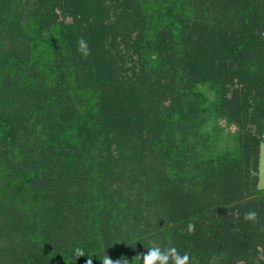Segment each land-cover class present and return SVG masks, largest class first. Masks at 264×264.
<instances>
[{
  "label": "trees",
  "instance_id": "trees-1",
  "mask_svg": "<svg viewBox=\"0 0 264 264\" xmlns=\"http://www.w3.org/2000/svg\"><path fill=\"white\" fill-rule=\"evenodd\" d=\"M263 136L264 0H0V264H264Z\"/></svg>",
  "mask_w": 264,
  "mask_h": 264
},
{
  "label": "clouds",
  "instance_id": "clouds-1",
  "mask_svg": "<svg viewBox=\"0 0 264 264\" xmlns=\"http://www.w3.org/2000/svg\"><path fill=\"white\" fill-rule=\"evenodd\" d=\"M77 51L81 54L82 58H87L91 55V49L87 46V41L83 37H79L77 40ZM244 219L247 221L258 222V214L255 211H249L245 214ZM189 233L195 230V225L189 223L187 225ZM183 231V229L181 230ZM77 257H83L85 253L83 250L77 248L75 250ZM142 257L143 264H190L189 254L186 252L181 255L175 247L169 246L165 249H161L159 246L150 248L146 253L138 255ZM86 264H92L91 258H89ZM102 264H114L113 260L108 256H104ZM115 264H120V260L115 261ZM123 264H128V261L124 259Z\"/></svg>",
  "mask_w": 264,
  "mask_h": 264
},
{
  "label": "rangeland",
  "instance_id": "rangeland-1",
  "mask_svg": "<svg viewBox=\"0 0 264 264\" xmlns=\"http://www.w3.org/2000/svg\"><path fill=\"white\" fill-rule=\"evenodd\" d=\"M16 3L17 2H15L14 4L16 5ZM218 124H219V127H220V129L222 130V132L223 133H226V132H234L235 131V129H236V127L235 126H233V125H230V126H227L226 125V123H225V121L224 120H219V122H218ZM4 145V144H3ZM5 146H6V144H5ZM4 147V146H3ZM32 151H27V155L28 156H30V155H32V153H31ZM2 157H0V159H1ZM25 160H27L28 161V158H25ZM52 176L54 175V173H52L51 174ZM47 176L48 177H50V174H49V172H47ZM258 188H260V189H264V136H263V140H262V142L260 143V146H259V164H258ZM247 199V197H244L243 199V204L244 205H246L247 203V201H246V199ZM65 206L64 205H62V208H64ZM4 215V214H3ZM82 215L80 214V216H78L77 214H74V212L73 213H70V212H65V220H66V223H67V226H66V235H68L69 237H70V239H72V238H76L77 239V233L76 232H74V225H75V222H77L76 220L77 219H79V221L81 222V223H83V222H85L86 223V221L88 222V220L86 219V220H83V218L81 217ZM3 218V216L0 214V218ZM84 217V216H83ZM2 218H1V220H2ZM1 222V221H0ZM157 226H159V224H157ZM163 226V225H162ZM1 227V226H0ZM1 229V228H0ZM81 230V229H80ZM147 233H151V232H149V231H143L142 232V234H147ZM152 234V233H151ZM154 235H159V237H161L162 235H161V233H153ZM14 235H16V236H18L19 237V240H20V237H21V235L20 234H18L17 232L14 234ZM144 237H142V235L141 236H139V237H137V240H140L141 239V237L142 238H146V235H143ZM80 237H82V235L81 236H79V239H80ZM152 238V237H151ZM16 238H14L13 237V240H12V247L14 248V249H16V253H18L19 254V256L20 257H24V255H23V252H21V250H23V244L21 243V242H19V243H17V241L15 240ZM22 240V239H21ZM112 241V240H111ZM149 244L150 245H152V246H155L156 247V245L153 243V241L151 240L150 242H149ZM6 247V246H5ZM4 248V245H3V241H1L0 240V249H3ZM117 251V250H116ZM14 253V252H13ZM6 255V254H5ZM3 258L4 259V256L2 255V253H1V250H0V258ZM8 259H6V260H3V262L2 263H4L5 261H7ZM21 260L23 261V259H20V262H21Z\"/></svg>",
  "mask_w": 264,
  "mask_h": 264
}]
</instances>
